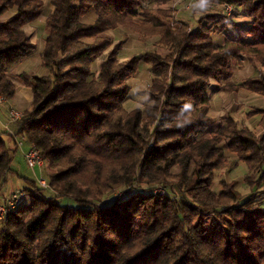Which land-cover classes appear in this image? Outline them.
<instances>
[{"label":"trees","instance_id":"obj_1","mask_svg":"<svg viewBox=\"0 0 264 264\" xmlns=\"http://www.w3.org/2000/svg\"><path fill=\"white\" fill-rule=\"evenodd\" d=\"M50 1L55 10L41 53L48 75H22L32 111L10 125L48 163L50 187L19 176L32 197L1 224L0 264H264L258 196L243 201L236 181L213 190L227 153L246 165L244 183L252 191L264 187V109L248 115L261 117L260 132L228 117L207 136L212 81L227 93L246 89L264 97V0H209L212 7L233 6V19L208 14L195 26L175 20L172 0ZM44 8L41 0H0L6 100L17 95L9 70L36 50L25 28ZM93 11L96 21L84 22ZM236 15L250 22L242 26ZM228 28L238 37L217 46L213 34ZM119 29L143 43L157 38L168 54L146 52L122 63L123 47L108 35ZM244 59L262 73L236 85L234 68ZM142 64L151 67V103L128 112L129 80ZM7 136L0 132V184L14 173L18 152ZM151 186L170 196L137 190Z\"/></svg>","mask_w":264,"mask_h":264},{"label":"rangeland","instance_id":"obj_2","mask_svg":"<svg viewBox=\"0 0 264 264\" xmlns=\"http://www.w3.org/2000/svg\"><path fill=\"white\" fill-rule=\"evenodd\" d=\"M44 5V15L42 17V20H40L38 23L41 24V35L39 36V43H42L43 39H45L46 37V32L44 31V26H43V22L44 19L47 18L51 12V1L50 0H41ZM189 3V0L184 1V0H172L171 4H170V8L173 10V14L175 17L176 21H187L192 23V25H196L197 19L199 17L205 16V15H221V17H225L227 19L232 18V15H228L225 6H215L212 9H208V10H204V9H199L197 7V9H194V11H188L186 10V6ZM210 3V1H209ZM14 11H11L10 14H8L7 17H5V19H9L12 17V15L14 14ZM192 13H195L196 16H193ZM233 19V18H232ZM235 21L242 25L245 26L247 23L250 22L249 19L243 18L240 15H236L234 16ZM190 20V21H189ZM195 21V22H194ZM121 33H117L114 34L116 37L115 39H117L118 41L121 42V45L123 47V51L120 54V59L124 60V61H130L132 60L134 57H140L142 56L144 53L146 52H159L162 55H166L167 54V50L157 46L158 43V39L157 38H153L150 41H148L147 43H143L141 41H139V37L138 35L128 32L126 30H120ZM29 33L31 34V39L32 41H37L36 39V34L33 35V31ZM223 35H226L228 38L230 39H236L239 35V30L236 28H228L227 30L223 31V32H215L213 34V37L215 38L216 41H218L219 37H223ZM157 39V40H156ZM227 41V40H226ZM38 44V42H36ZM115 44H118V42H116ZM40 45H37V50L34 51L30 57H29V61H31V64H28V60L24 63H22L21 68L28 64L29 67L22 69L21 71L27 74H31L34 76H38L41 77L39 70L44 71V68H42L41 66V60H40ZM107 58V54H105L104 56H102L100 58V60L98 61L97 65H96V69L94 70V73L97 74L101 67L102 64L104 63L105 59ZM244 61H247V59H244ZM151 67L149 65L146 64H142L141 69L138 73V75L130 81V85L132 87V92L130 93L127 101L125 102V109L128 112H131L135 109H140V108H144L148 105H150V94H149V87L151 85V80H152V73H151ZM20 83V81H18ZM22 82V81H21ZM1 107H5V105H2ZM0 107V108H1ZM11 110H16L19 111L21 113H23L25 115V112H22L18 109L15 108H10L8 110V121H7V125L8 123H10V112ZM6 122V121H4ZM9 126V125H8ZM6 128L5 126H3V131H5ZM10 129V127H9ZM0 129V132L2 131ZM8 134V138L7 143L10 149H15L17 150V146H16V141L19 139H16L14 136L10 135V133L8 131H6ZM208 136V135H207ZM9 141L11 142V144L9 143ZM21 141V140H19ZM30 149V147L28 146L27 143H24V147L23 150L26 152ZM18 151V150H17ZM13 169H14V173L11 174L9 176V180H7V182L0 184V207L1 208H5L7 209L12 201H13V197L14 194H18L19 196L22 195L24 193L25 198L24 200L21 202V206L18 208H22L24 206H26L27 204V200H30L32 197V194L28 193V191L31 189V187H29V185H27L23 179H20L19 176L25 177V178H29V179H35L37 180V178L39 177H49L50 176V170L48 168V163H47V167L45 169H43L41 172L42 174L39 172V170H35L32 171L30 169H28L24 155H23V151L19 150L15 156V160L13 163ZM224 169V168H223ZM223 169H219L215 172V180H217V184L215 186L216 189H219V187L221 188V182L222 181H226V180H231V181H237L239 183V192L243 195V201L248 200L251 196H258V202L259 205L258 207L264 210V204L262 203V201L264 200V194H260L261 192L259 190H251L245 183H244V177L247 175L248 169L246 167L245 164H241V168L238 170L237 172L234 173L233 177H229V173L230 172H224ZM234 169H236L234 167ZM174 175H179L180 174V169L179 168H175L173 170ZM14 184V187H13ZM38 185L40 186V184L38 183ZM214 187V186H213ZM48 189V188H47ZM151 189V190H149ZM139 191L142 192H153V194L155 195H160L163 197H167L170 196V194L167 192L166 193H162L163 189L161 186H151V187H144L143 190L141 189H137ZM27 191V192H26ZM125 193V191L123 190H119L117 191V195L119 197L124 196L123 194ZM70 204L73 206H76V203L73 201H70ZM1 213V212H0ZM8 217V216H7ZM6 217V218H7ZM5 218V219H6ZM4 219V220H5ZM3 220V221H4ZM2 221V222H3ZM2 222H0V227L2 226ZM208 223H210V221H208ZM138 264H141L138 263Z\"/></svg>","mask_w":264,"mask_h":264},{"label":"crops","instance_id":"obj_3","mask_svg":"<svg viewBox=\"0 0 264 264\" xmlns=\"http://www.w3.org/2000/svg\"><path fill=\"white\" fill-rule=\"evenodd\" d=\"M50 10H51V12H50L48 17H50L54 13L55 7L52 6ZM14 15H15V13L12 15V17ZM43 15H42V17H43ZM7 16H8V14L5 17H7ZM5 17L3 18L4 21L10 20L12 18L11 17L9 19H5ZM42 17L39 20H37L36 22L28 25L25 28L26 33L28 34L29 37L31 36L29 31L30 32L33 31V35L36 34L37 41H34V40L32 41L31 37H30V39L36 45V50H37V45H40V50H41L40 60H41V53L45 47V43H46V40L48 37L47 30H46V21L48 19V17H47L44 19V22H43L44 31L46 32V37H45V39H43L42 43H39L40 42L39 36L41 35L42 30H41V24H39L38 22L40 20H42ZM96 19H97L96 14L93 11L87 17L84 18V22H86L88 24H93L96 21ZM120 30H123V29H119L115 32H109L108 33L109 36L114 38L115 43L118 42V44H121V42L118 41L117 39H115L116 36L114 34H116V32L121 33ZM227 38L228 37L226 35H223V37H219L218 41H216L214 38L215 44L217 46L221 47L225 44ZM36 42H38V44ZM167 54H168V51H167ZM166 55H163V57H165ZM27 60L23 61L22 63L26 62ZM99 60H97L95 67H96ZM106 60H107V58L105 59L102 66H104V64L106 63ZM27 62L29 65L31 64V61L28 60ZM121 62L124 63L127 61H124L121 59ZM22 63L15 66L14 68L9 70V72H8L9 78L15 84V86L17 88V95L15 98H13L11 100H7L6 103L4 104L5 107L0 106L1 107L0 108V129L1 130L3 129V126H5V128H6V126H8L6 123H7L8 118H9L8 110L10 108H15V109H18V110L25 112V113L32 111L33 94H32L31 88L28 87L22 79V75L27 74V73H24L21 71L22 69L29 67V65L26 64L21 68ZM41 66H42V62H41ZM95 67H94V70L96 69ZM100 72H101V69L96 75L98 76ZM39 73H40L41 77L48 75V72L46 70H44V71L39 70ZM261 73H262L261 70L256 69L248 61H244L242 66L234 68V77H233L232 81L236 85H239L248 79L255 78V77L259 76ZM27 75H31V74H27ZM137 75H138V73H137ZM31 76H34V75H31ZM136 76L132 77L129 80V84H130V81L133 80ZM18 81H20V83ZM130 87H131V85H130ZM131 92H132V87H131ZM208 95H209V99H210V103H211L210 117L212 118V121H213L211 129H210L209 133L207 134L208 136H210L212 133L217 132L221 126L225 125V122H226L228 117H234L241 124L248 127L251 131L260 132L259 124H260L261 117L257 116V117L249 118L248 115L255 110L264 109V97H262L258 94H255L253 92H250L246 89H241L235 93H227V92L223 91L222 85L216 81H212V84H211L210 89L208 91ZM4 121H6V122H4ZM9 143L11 144L10 141H9ZM241 164H243V163L237 164V156L235 154L227 153L226 161L223 163V165L221 166L220 169L224 168L223 169L224 172H230L229 177L231 178L234 176V173L237 172V169L239 170L241 168ZM234 167L236 169H234ZM39 172L42 174L41 171H39ZM223 182L231 183L233 181L226 180V181H222L221 183H223ZM216 184H217V180H215L213 190H215L216 192H220L222 187L221 188L219 187V189H216L215 188ZM13 187H14V184H13ZM238 187H239V185H238ZM259 191L261 192L260 194H264V187L261 188ZM262 203L264 204V200L262 201Z\"/></svg>","mask_w":264,"mask_h":264},{"label":"built area","instance_id":"obj_4","mask_svg":"<svg viewBox=\"0 0 264 264\" xmlns=\"http://www.w3.org/2000/svg\"><path fill=\"white\" fill-rule=\"evenodd\" d=\"M187 1V0H184ZM201 3V0H189V3L186 6V10H191L193 9V7H198L199 9H204V10H208V9H212V5L210 3H208L205 7L201 8L199 7ZM226 11L228 13V15H232L234 12V8L233 6H225ZM6 99L2 96H0V106L4 105L6 103ZM25 117V115L19 111L16 110H11L10 112V123L8 124L9 126H6V131H8L10 133V135H12V131L11 129H9L10 125L16 122H19L21 120H23ZM13 136V135H12ZM16 146H17V150H21L23 151V155L27 164L28 169L35 171V170H39L42 171L43 169H45L47 167V162L44 160V158L42 157L41 153L39 150H37L35 147H30V149L28 151H24L23 147H24V140H17L16 141ZM38 183L40 184V187L43 189H47L50 187V181L48 177H39L37 178ZM162 193H166V190H163ZM25 195L24 193L22 195H18V194H14L13 197V201L11 203V205L5 209V208H1L0 207V222H2L7 216H9L12 212L16 211L20 206H21V202L24 200Z\"/></svg>","mask_w":264,"mask_h":264},{"label":"clouds","instance_id":"obj_5","mask_svg":"<svg viewBox=\"0 0 264 264\" xmlns=\"http://www.w3.org/2000/svg\"><path fill=\"white\" fill-rule=\"evenodd\" d=\"M209 3V0H201L199 7L203 8Z\"/></svg>","mask_w":264,"mask_h":264}]
</instances>
